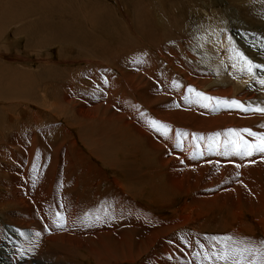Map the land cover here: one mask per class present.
I'll list each match as a JSON object with an SVG mask.
<instances>
[{
    "label": "rangeland",
    "instance_id": "1",
    "mask_svg": "<svg viewBox=\"0 0 264 264\" xmlns=\"http://www.w3.org/2000/svg\"><path fill=\"white\" fill-rule=\"evenodd\" d=\"M8 1L0 17L74 13L92 40L39 47L18 25L1 26L0 68L21 77L0 79V264H190L198 252L209 264H240L216 257L212 237L226 236L264 252V176L243 172L264 170V155H222L229 129L253 143L244 129L264 135V115L215 99L201 107L195 95L263 105L245 92L256 79L232 93L207 73L214 48L205 41L217 36L222 61H236L238 48L264 64V0ZM130 229L140 235L128 241ZM250 262L260 264L245 255Z\"/></svg>",
    "mask_w": 264,
    "mask_h": 264
},
{
    "label": "bare ground",
    "instance_id": "2",
    "mask_svg": "<svg viewBox=\"0 0 264 264\" xmlns=\"http://www.w3.org/2000/svg\"><path fill=\"white\" fill-rule=\"evenodd\" d=\"M11 1V0H10ZM10 1H8L10 3ZM5 2V1H4ZM15 4H17V2L15 1ZM6 5V4H5ZM18 5V4H17ZM11 6V5H10ZM23 6V5H22ZM7 7V6H6ZM14 7V6H13ZM19 7V6H18ZM24 7V6H23ZM17 8V7H16ZM15 8V9H16ZM18 9V8H17ZM20 9V7H19ZM34 9V8H33ZM109 9V8H108ZM107 9V10H108ZM6 10V17L4 18L3 17H0V29H1V26L3 25H8V26H15V25H18V27L16 29H18L19 32H22L29 40L30 37L33 36V39L30 40L34 45L36 46H39V47H44L43 45H54V44H66V42L68 44H77V45H80V46H86L87 47V44L91 39L92 36H89V33H88V30L85 31L83 27V24L81 22L78 21V18L76 17V15L74 13H72L70 16H64V13H57L56 10L54 9H51V10H48L47 14H43V16H39L38 18H36L34 21L32 22H29L27 21L25 18H23L22 15H25L24 12H21V13H18V11L14 12V14L12 13H8L10 11ZM13 11V10H11ZM34 10H31V12H33ZM4 12V11H3ZM102 12V11H101ZM28 13V12H27ZM35 13V12H33ZM178 13V12H177ZM3 14V13H2ZM5 14V12H4ZM29 14V13H28ZM91 14V13H90ZM241 15V14H240ZM15 16L17 18H15ZM28 17V16H27ZM26 17V18H27ZM31 18V17H30ZM178 26V25H177ZM5 27V26H4ZM15 29V30H16ZM79 30H81V35L78 36V32ZM15 32V31H14ZM164 32V31H163ZM46 33V34H45ZM180 35V34H179ZM163 38V36H162ZM15 39V38H14ZM256 39V38H254ZM26 40V41H28ZM149 40V39H148ZM154 40V38L152 39ZM151 40V42H153ZM175 41V39H173ZM173 41V42H174ZM223 41H226V36L224 37V40ZM3 44H5L7 47H12L15 45V43H17L16 41H12V40H7L6 38H4L2 41H1ZM150 42V44H151ZM182 42V41H181ZM221 41L218 40L217 36L216 35H211L206 41L205 43L210 46L211 48H214V51H213V54H209L208 55V65H209V68L211 69L210 71L208 70L207 73L209 74H214L216 75V77L218 78V80L222 83V85H227V84H230L233 86V91L232 93H235V92H238V90L241 88V86H244V84L246 83H250L251 81V76L249 74H246L245 72H243L241 70V62H239L238 60L234 61L233 60V57L230 56L228 57V59H225V61H222L223 60V57H222V60L219 59V56H218V51L220 50L219 47V43ZM258 42L257 40H255V43ZM29 43V42H28ZM252 43V42H251ZM258 44V43H257ZM30 45V44H29ZM206 46V45H205ZM204 47V46H203ZM1 48V47H0ZM29 48V47H27ZM47 48V46H46ZM42 49V48H40ZM31 51V50H30ZM260 52V51H259ZM1 53V52H0ZM212 53V52H211ZM94 54V53H93ZM160 54V53H159ZM234 54V53H233ZM224 56V55H223ZM226 56V55H225ZM259 56V55H257ZM173 57V56H172ZM261 57V55H260ZM259 57V58H260ZM221 58V57H220ZM235 58V57H234ZM234 61V62H233ZM258 62V61H257ZM180 64V63H178ZM188 66V64H186ZM178 66V65H177ZM176 66V67H177ZM180 66V65H179ZM3 67V66H2ZM181 67V66H180ZM183 68H185L183 65H182ZM189 68V66H188ZM183 70V69H182ZM190 71H193L191 69H189ZM184 71V70H183ZM188 72V70H186ZM5 72V73H4ZM9 72V74H8ZM230 72V73H229ZM189 73V72H188ZM189 75V74H188ZM259 75V74H258ZM8 76V78H10L11 80L8 81L13 84L17 78L21 77V75L19 73H15V72H11V71H7L6 69L4 68H0V79H5L4 77ZM175 76V75H174ZM23 78L25 79H29V77H25L24 75H22ZM182 78V77H181ZM234 78L236 80V82L234 83V80L233 82L231 81V79ZM243 78L244 81H241ZM31 79V78H30ZM22 81V80H21ZM239 81V82H238ZM20 82V80H19ZM155 83V82H154ZM6 83H4L5 85ZM20 84V83H19ZM25 84V83H24ZM159 85L158 86V89H162L163 85L159 82V83H156V85ZM198 84V83H197ZM203 86L205 85L204 81H203ZM33 85V84H32ZM155 85V84H154ZM248 91H245L246 93H249L253 96H256L257 98L254 100V102H257L259 103L260 100L264 101V86H261L257 80H254L253 83H250L248 84ZM156 87V86H155ZM2 88V87H1ZM0 88V89H1ZM247 88V87H246ZM245 88V89H246ZM12 89H13V86L11 87L10 85V88L6 89V92L9 94V96L12 94ZM8 90H11V93L8 92ZM157 90V89H156ZM235 91V92H234ZM1 93H4L3 91ZM5 94V93H4ZM14 94V93H13ZM3 96V95H2ZM8 96V97H9ZM11 98V96H10ZM253 101V100H252ZM184 103V101H182ZM176 103H177V100H176ZM179 104V103H178ZM185 105V104H184ZM264 106V102H263V105ZM234 113V115H233ZM237 114L236 110L234 111H229L228 113V117H235V115ZM239 118H244L242 116H240ZM213 121V120H212ZM218 121H221L222 122H225V121H228L226 119H222V120H215V122H218ZM220 123V122H218ZM196 124H194V127ZM198 127V126H197ZM198 129V128H197ZM224 147H222V151H223ZM222 151H221V154H222ZM220 154V156H221ZM257 154V153H256ZM214 155V154H213ZM223 155V154H222ZM214 157V156H213ZM238 156H233V158H236ZM255 157V156H254ZM253 157V158H254ZM243 159L241 156L238 158V159ZM248 158V157H246ZM253 158H248L246 161L248 160H251ZM245 159V158H244ZM264 159V158H263ZM252 162H254L252 160ZM212 163V162H211ZM236 164V163H235ZM239 164V163H238ZM240 165V164H239ZM206 166V165H205ZM212 166V165H211ZM243 169V168H242ZM247 168L246 171L243 169V172L245 173L244 176H246V178H251L252 176H255L256 177H260V174L262 173L263 176H264V170L260 171V170H256L254 168L255 171H257V173H254L255 171L251 170ZM248 170V171H247ZM248 173V174H247ZM256 179V178H255ZM252 180V179H251ZM250 181V180H249ZM252 182V181H251ZM250 182V183H251ZM264 182V181H263ZM261 184H263L261 182ZM92 185V184H91ZM38 198V197H37ZM43 198V197H42ZM63 199V198H62ZM36 200V199H35ZM74 200V199H73ZM46 201V200H45ZM35 203V201H34ZM39 204V203H38ZM67 204V203H66ZM69 204V203H68ZM36 205V204H35ZM40 206V204H39ZM40 208V207H39ZM133 225V224H132ZM128 231V230H127ZM125 231L123 232L125 237L127 238L128 241H131L133 238H134V235L136 236H139L140 235V232L139 231H135V230H129L128 232ZM143 234V233H142ZM234 236V235H233ZM143 236H141L142 238ZM136 238H139V237H136ZM146 238V237H145ZM144 237L142 238L143 240H146ZM239 238V237H238ZM80 239V238H79ZM149 239V238H148ZM134 240V239H133ZM137 241V240H136ZM239 241V240H238ZM144 242V241H143ZM129 244V243H128ZM131 244V242H130ZM129 244V248L132 247L130 246ZM134 244V243H133ZM144 244V243H143ZM132 245V244H131ZM146 245V244H145ZM143 246V245H142ZM134 247V246H133ZM144 248V247H143ZM212 248V247H211ZM123 249V248H122ZM214 249V248H212ZM211 249V250H212ZM193 250V248H192ZM127 251H129V253L132 251V248L130 249H127ZM205 252V251H204ZM207 254L210 253V251L206 252ZM216 254V252L214 253ZM217 254H218V251H217ZM184 256V255H183ZM216 256V255H215ZM188 257H193L194 261L190 262V264H209L211 263V257H206L204 256V253H201V252H198V253H193L192 255L189 254ZM217 257V256H216ZM236 257V256H235ZM200 258L202 259L201 262H200ZM209 258V259H208ZM239 257H237V260ZM235 259V258H234ZM177 260V259H176ZM189 260H191L189 258ZM231 261V259H230ZM236 261V260H235ZM229 262V261H228ZM233 262V261H231ZM189 264V263H188ZM230 264V262H229ZM235 264V262H234Z\"/></svg>",
    "mask_w": 264,
    "mask_h": 264
},
{
    "label": "snow or ice",
    "instance_id": "3",
    "mask_svg": "<svg viewBox=\"0 0 264 264\" xmlns=\"http://www.w3.org/2000/svg\"><path fill=\"white\" fill-rule=\"evenodd\" d=\"M228 41L230 44L233 43L232 37H228ZM236 56L235 59L242 62L241 70L246 71L253 79H256L257 82L264 86V77H258V73H264V64L256 63L252 59L248 58L242 51H240L238 48L234 49ZM105 83L107 81L105 80ZM195 90L192 87L187 88L188 93H192ZM196 102L200 104L201 107H207L208 103H211L215 99V104L220 105L224 104L230 107H234L237 110L243 111V112H252V113H259L261 115H264V106L260 105H252V104H244L236 99L231 100H221L219 98H213L211 96H207L203 93L196 92ZM185 101H187L189 98L188 96L184 97ZM213 110H215V107H213ZM151 125L153 126L154 130L157 132H161L162 129H167V125H162L158 121L153 120L151 121ZM244 133L247 134V136L252 137L256 142H250L246 140L243 136V134H238L235 129H229L228 132L225 134L227 136L233 137L232 140H229L225 143L224 146V153L223 155L227 156L231 153L233 149H235L236 154L243 157H252L257 152L264 155V135H258L257 133L251 131L250 129H244ZM163 134V133H161ZM181 133H177V136H181ZM217 136L220 134L217 133ZM238 137V140L235 139ZM202 139V137H201ZM210 141L212 138H209ZM231 145V147H230ZM215 146V142L209 144V151H213ZM35 167V166H34ZM236 167H240V165H236ZM99 217H96V221H99ZM92 221L85 219V223H91ZM55 227L58 229H63L66 227V220L63 217H60L58 214V218L55 222ZM22 234V233H21ZM41 235L40 232H36V236L39 237ZM214 242L217 244H220L221 251L217 254L218 259H222L224 261H228L232 257L238 256L240 257V264H243V258L245 255L247 256H254L256 257L260 264H264V252H262L259 248L244 245L243 247H239L236 245L233 237L226 236V237H212ZM229 241L232 242V245H229ZM250 264H253V262H250Z\"/></svg>",
    "mask_w": 264,
    "mask_h": 264
}]
</instances>
